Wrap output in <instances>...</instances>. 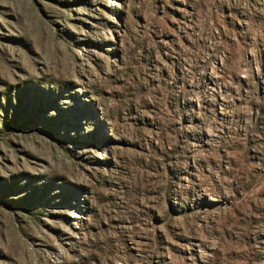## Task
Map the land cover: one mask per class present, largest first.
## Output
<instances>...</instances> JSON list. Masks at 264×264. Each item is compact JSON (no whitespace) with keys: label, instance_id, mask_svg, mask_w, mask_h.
Returning a JSON list of instances; mask_svg holds the SVG:
<instances>
[{"label":"rangeland","instance_id":"374dc122","mask_svg":"<svg viewBox=\"0 0 264 264\" xmlns=\"http://www.w3.org/2000/svg\"><path fill=\"white\" fill-rule=\"evenodd\" d=\"M0 264H264V0H0Z\"/></svg>","mask_w":264,"mask_h":264}]
</instances>
